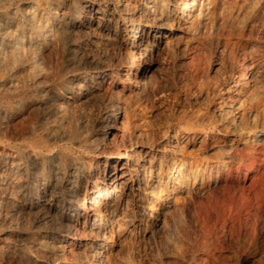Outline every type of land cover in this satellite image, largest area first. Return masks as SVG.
I'll list each match as a JSON object with an SVG mask.
<instances>
[{"label":"bare ground","instance_id":"obj_1","mask_svg":"<svg viewBox=\"0 0 264 264\" xmlns=\"http://www.w3.org/2000/svg\"><path fill=\"white\" fill-rule=\"evenodd\" d=\"M262 5L264 0H0V261L14 255L28 261L34 255L36 264H61L62 257L82 250L103 262L145 217L153 226L167 230L166 215L178 196L204 188V163L188 149L195 140L206 145L209 135L200 138L175 126L163 132L164 136L170 133L165 148L153 151L140 127L130 152L124 142L128 122L120 123L127 117L128 95L138 98L147 91L156 54L175 39L197 43L214 28L224 36L218 43L219 54L227 55L224 71L229 78L227 91L216 105L222 112L235 114L233 127L224 131L233 143L230 157L213 156L205 169L218 172L215 182H228L240 193L238 199L228 197V210L224 205L226 209L217 213L225 217L226 212H234L239 222L249 200L264 205ZM237 19L243 22L238 32L235 22H242ZM112 46L131 57L117 73L90 54L91 49L103 53ZM47 66L72 73L63 90L47 85ZM108 76L113 88L122 89L110 90L103 97L107 109L114 112L97 118L90 135L88 119L73 121L71 114L97 105ZM121 76L133 78L134 88L124 87ZM29 88L37 90L28 92ZM199 119L198 114L188 117L189 122ZM246 122L253 128L260 125L259 134L247 130ZM98 148L102 155L93 160L91 154ZM124 205L135 209L131 219ZM23 212L43 220L54 218L56 223L35 234L8 230L17 225ZM146 224L143 233L153 227L147 220ZM81 225L84 231L79 230ZM10 235L26 243L17 248L9 241ZM46 254L56 259L50 263L38 259Z\"/></svg>","mask_w":264,"mask_h":264},{"label":"rangeland","instance_id":"obj_2","mask_svg":"<svg viewBox=\"0 0 264 264\" xmlns=\"http://www.w3.org/2000/svg\"><path fill=\"white\" fill-rule=\"evenodd\" d=\"M261 9L264 11L263 5L261 6ZM237 20L239 21V23L242 22V19ZM235 23V26L239 29H236L234 24L231 23L233 25L232 28L234 27L236 31H239L241 27H243V22L242 25L238 24V22ZM237 25H240V27H238ZM216 29L217 28H214L211 34L208 33V37L203 36L204 39H199L197 43L195 41H193V43L192 41L191 43H183V41L180 43L175 39L169 43L170 45L168 44L167 47H163L161 51H159V53H157L155 56L156 62L152 67V72L149 77V86H147V88L145 89L147 91L138 98L134 97L133 94L128 95V98L131 100L128 107L129 109H127V119H122V122L120 123L123 124L128 122V129L125 132L124 142L127 148H129L128 150L130 152H133L134 150L133 144L135 143L133 142L137 141L134 136L136 134V131H138L140 127L143 133L147 135L146 140L148 142L150 141L149 143L153 146V151H162L165 148V143L166 140H168V138L170 137V133H168L167 136H164L163 132L175 126L181 125L182 129H186L190 133L199 137L201 136L202 138L205 135H209L207 144L210 143V141L214 140L216 143V145L214 143L215 146L199 144L196 142V140L194 141L195 138L193 139L191 135L190 138L194 142L193 144H190V147L188 149L190 153L192 152V155L202 160V164L204 163V168L202 169L203 171L201 170V177L204 181V188L178 196L176 203H174L176 205H173L171 209H169L170 213L168 212V214L166 215V219L168 221L167 230H164V228L161 227L153 226V224L149 222V218L147 216L143 219L144 221L141 222V225L138 228L133 229L134 232L132 231V236L123 239L124 241L119 240L116 243V245L112 249V253H108L103 262H100V260L89 251H85V253H83L84 251L79 250L80 252L76 251L71 256L69 254L65 255V258L62 257V259L59 260L61 264H260L262 262V259L264 258V205L258 204L259 202L257 201L256 203L255 200H249L248 205L250 204V206L246 211V214L243 215V223L242 221L238 222V214L234 212H226L227 215L225 217H221L223 215L218 213L223 210L222 208H225V206L227 205L226 207L228 210V197H234L233 199H238L240 197V193L233 185L228 182H215V180L218 179L217 176H219L218 172L216 173L215 170H213L212 172L210 168L208 169V167H206L207 169H205V162H211L215 157H222L225 159L229 158L233 145L228 135L226 136V132L231 130V128L233 127L231 121L235 113L231 110L227 113L222 112L221 110H219V108H217L222 94L227 91L226 88L228 86L229 78L227 73L224 71V68L227 64L226 59H228L227 55L223 56L221 53L219 54L221 48L219 47L218 43L222 41V38L224 36H222L220 31L218 32V30ZM235 29L234 32L236 33ZM234 38L236 39V37ZM230 46L232 45L230 44ZM90 54L97 60L101 61L104 65L113 68L115 70L114 73H117L119 68H121L123 65L128 64L127 62H129L131 58L129 54L124 51H120L113 46L103 53L91 49ZM46 68L47 70L49 69L47 80H45L47 85H54L55 88H58L57 90H63L64 83L68 78L67 76L71 75L72 73L68 74L64 71H56L55 69H53V66H47ZM50 68H52V71ZM74 73L77 72L73 71V74ZM218 74H221L222 76ZM121 77L124 81V87L128 89V85H131L132 88H134L136 81L133 78H130L128 76ZM107 79L108 80L105 87L100 89L102 90L101 98L98 100L97 105L93 109H91L90 106H87L84 109V112L82 109L71 114V118L73 121L78 122V120L82 121V119H88L87 130L90 135H93L94 131L92 129V126L97 118H106L109 114L114 112H110L107 109L103 97L109 94L110 90L122 89V87H119L117 89L113 88L110 85L111 80L109 76ZM114 80L118 82V78L116 80L115 77ZM32 90L37 89L29 88L28 92H32ZM89 110H93V112H89ZM229 113H233V115ZM195 114H198L200 116L201 121L199 119L196 122H189L188 117ZM187 115L189 116L187 117ZM222 115L228 116L224 117ZM123 120L125 122H123ZM132 120L135 121V123H133ZM221 122L227 125V128ZM132 123L133 125H131ZM244 124L245 123H243L242 125L244 126ZM246 124L245 125L247 130L256 131L259 134L261 130L260 125H257V128H253L252 124H248V122H246ZM136 125L138 126L135 127ZM228 125H230V127ZM133 131L134 133L132 134ZM132 136L135 140H133ZM149 138L152 140H150ZM131 140L133 142H131ZM202 146L204 148H201ZM229 146H231V148ZM214 147H216V149ZM101 155V148L100 150L98 148V150L91 154V158H93V160H98V157ZM94 164L95 162L93 163V166ZM211 172L212 180L211 178H209ZM228 185H230L231 187H228ZM243 196L246 200L248 199L245 197L246 192L243 193ZM254 202L256 203V205ZM214 205H216V207ZM124 207L126 208L125 210H128L131 216H129V218L131 219V214L135 211V209H132V207L128 205H124ZM260 209L262 211H260ZM202 210L203 212L201 213ZM257 211L259 212L257 213ZM134 213H136V211ZM203 213L206 214L201 216ZM247 214L249 215L248 218ZM219 216L221 217V219L219 218ZM204 217H206V219H204L205 222H203ZM251 217L253 218L252 220ZM212 218L213 221H211ZM50 219L51 218H48V220L39 219L33 213L23 212V214H20L17 218V225L14 224L13 227L8 228V230L14 229L24 231L27 234H35L41 232L42 230H48L50 227H52V225H54L52 223H56L53 220L54 218H52L51 220ZM145 219L147 220L148 225H151L153 227L149 231H145L143 233L144 227L147 226ZM207 219H209L210 221ZM200 220L202 222H200ZM249 220L253 221V223L251 221L250 222L252 223V226L255 224L254 227L251 226L250 222L246 224ZM217 221L222 223H218ZM225 221H227L226 224ZM235 222L237 226L235 225ZM237 222L239 224H237ZM143 223H145L146 225ZM203 223H206L207 225H209V227ZM202 227H207L206 229L208 230H206L205 228L203 229ZM210 227H212L213 229ZM231 227H235L234 230ZM201 229H203V231H200ZM79 230L84 231L82 225L79 227ZM205 231H207V234L210 237L205 234ZM203 235L205 236L203 237ZM249 236L250 240H248ZM200 237H203L204 239ZM242 237L246 238L243 239ZM206 239V243L200 242L201 240L204 241ZM9 241H11V243L17 248L24 246V244L26 243V241L17 239L12 235L9 236ZM201 245H203V247ZM14 256H11L9 260L6 259L0 261V264L37 263V256L34 255L28 261L20 260L17 256ZM261 256L263 257L261 258ZM44 257H39L38 259L44 263H50V261L52 262L54 259H56V257H53L50 254H46Z\"/></svg>","mask_w":264,"mask_h":264}]
</instances>
